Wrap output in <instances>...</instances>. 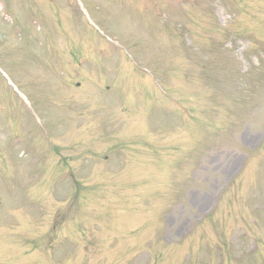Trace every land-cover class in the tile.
<instances>
[{
	"label": "rangeland",
	"instance_id": "1",
	"mask_svg": "<svg viewBox=\"0 0 264 264\" xmlns=\"http://www.w3.org/2000/svg\"><path fill=\"white\" fill-rule=\"evenodd\" d=\"M0 264H264V0H0Z\"/></svg>",
	"mask_w": 264,
	"mask_h": 264
}]
</instances>
